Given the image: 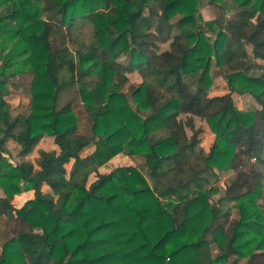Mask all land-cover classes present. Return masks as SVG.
I'll return each mask as SVG.
<instances>
[{
	"label": "trees",
	"instance_id": "16d2710c",
	"mask_svg": "<svg viewBox=\"0 0 264 264\" xmlns=\"http://www.w3.org/2000/svg\"><path fill=\"white\" fill-rule=\"evenodd\" d=\"M261 62L264 0H0V218L12 234L0 264H264ZM213 64L224 95L210 96ZM27 73L30 112L14 115L10 79ZM73 87L91 136L61 102ZM231 92L261 108L240 110ZM192 116L212 131L209 150ZM46 136L59 151H40L39 170L4 157L10 140L28 156ZM119 154L142 157L145 174L99 172ZM23 191L34 198L16 208Z\"/></svg>",
	"mask_w": 264,
	"mask_h": 264
},
{
	"label": "rangeland",
	"instance_id": "374dc122",
	"mask_svg": "<svg viewBox=\"0 0 264 264\" xmlns=\"http://www.w3.org/2000/svg\"><path fill=\"white\" fill-rule=\"evenodd\" d=\"M202 17L204 20L209 21L213 20L216 17V13H219V10L213 9L212 6L207 5L206 3H202L199 9ZM90 31V28L88 26H84L83 29L78 31L77 33L83 32L85 35H88ZM242 46L250 50L252 47L247 43H242ZM169 50V44L162 45L161 51ZM251 59L253 57L250 55ZM264 65L263 62H261ZM252 74H259L264 70H261L258 68V66H254L252 70H250ZM211 72V78H212V86L210 88V96H216V95H224L228 92H230L229 86L227 81L225 80L223 73L219 72L217 70L216 66L213 64ZM130 82L133 84H140L142 82V79L140 75L137 73H131L129 75ZM33 80V73H27L23 75H19L16 77H12L10 79V84L8 86L10 95L7 97V101L10 104L12 113L14 115L18 113H24L28 114L30 112V106L32 102L31 97V84ZM232 93V92H231ZM234 102L236 106L243 111H255L261 108V106L256 103L257 101L254 99V97L250 94H244L241 95L239 93H232ZM73 100V110L76 114V117L78 119V129L77 134L79 135H92L91 131V117L86 111L85 106H83V103L80 100L79 95L77 94V87H73L70 90H67L62 95V104L66 102L67 100ZM188 115H182L181 119L186 120ZM194 118L195 126L197 129L201 128L203 129V132L201 135V143L205 147L206 150H209L211 145L214 142V135H212V131L209 127L205 124V121L202 117L198 116H192ZM189 135H191V131L188 130ZM7 146L10 150L9 155H4L5 158L8 159V161L12 165L22 164L25 161H30L34 164L35 170H39L38 166V160L40 158V151H59L58 146L54 143V139L52 137H44L39 144L36 146L35 150L30 153L28 156H22L20 155V146L10 140L7 143ZM94 145H91L89 148L82 152V155H86L93 151ZM132 166L137 169H139L142 173L145 174V167H144V159L142 157H129L125 154H119L116 156L113 160H111L107 165L103 166L104 168H101L99 170L100 173L106 174L117 169L118 167H127ZM233 172H225L220 174V180L218 183L215 184V187L219 189V193L214 195L212 197V201L216 202L218 198L224 194V191L226 189V185L232 176ZM97 179L96 175H91L89 179V184L92 183ZM0 194L4 196V193L2 189L0 188ZM34 198L33 191H23L20 194H17L14 196L13 203L16 208H21L22 205L25 204L28 200H31ZM262 203H264V198L261 200ZM233 216H235V213L233 212ZM12 237L11 234V227H10V220L8 218H0V253L2 252V247L5 241L10 239Z\"/></svg>",
	"mask_w": 264,
	"mask_h": 264
},
{
	"label": "crops",
	"instance_id": "0c3cea01",
	"mask_svg": "<svg viewBox=\"0 0 264 264\" xmlns=\"http://www.w3.org/2000/svg\"><path fill=\"white\" fill-rule=\"evenodd\" d=\"M93 150H94V149H93ZM91 152H92V151H91ZM102 168H104V167H102ZM100 169H101V168H100ZM100 169H99V170H100Z\"/></svg>",
	"mask_w": 264,
	"mask_h": 264
}]
</instances>
